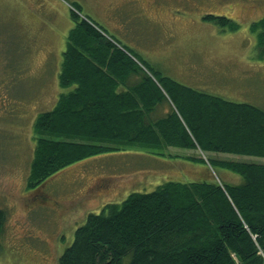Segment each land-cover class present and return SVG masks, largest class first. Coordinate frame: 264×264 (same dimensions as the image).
Masks as SVG:
<instances>
[{
  "label": "rangeland",
  "instance_id": "obj_1",
  "mask_svg": "<svg viewBox=\"0 0 264 264\" xmlns=\"http://www.w3.org/2000/svg\"><path fill=\"white\" fill-rule=\"evenodd\" d=\"M72 9L175 86L264 108V55L251 27L264 15V0H0V208L6 211L0 264H59L90 213L164 180H204L209 166L216 179L242 181L237 172L211 167L208 157L264 162L176 145L157 155L137 143L73 162L31 186L35 120L73 87L62 86L58 72ZM208 13L232 17L239 27L224 28ZM157 107V118L169 110L166 102Z\"/></svg>",
  "mask_w": 264,
  "mask_h": 264
},
{
  "label": "trees",
  "instance_id": "obj_2",
  "mask_svg": "<svg viewBox=\"0 0 264 264\" xmlns=\"http://www.w3.org/2000/svg\"><path fill=\"white\" fill-rule=\"evenodd\" d=\"M75 10L59 72L60 84L73 87L35 120L31 186L73 162L137 143L157 155L176 145L264 157V108L175 86ZM205 18L239 27L223 14ZM251 27L264 55V15ZM163 102L169 110L157 118ZM208 163L242 181L216 179L208 166L204 180L171 178L132 191L90 213L59 264H264V162L208 157ZM5 221L0 208V231Z\"/></svg>",
  "mask_w": 264,
  "mask_h": 264
},
{
  "label": "crops",
  "instance_id": "obj_3",
  "mask_svg": "<svg viewBox=\"0 0 264 264\" xmlns=\"http://www.w3.org/2000/svg\"><path fill=\"white\" fill-rule=\"evenodd\" d=\"M67 35V34H66ZM67 37H68V35H67ZM64 52V51H63ZM63 52H62V54H61V59H62V61H61V63L63 62V59H64V57H63ZM59 63H60V61H59ZM61 63L59 64V67H58V72H60V70H61V67H60V65H61Z\"/></svg>",
  "mask_w": 264,
  "mask_h": 264
}]
</instances>
